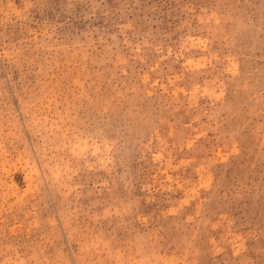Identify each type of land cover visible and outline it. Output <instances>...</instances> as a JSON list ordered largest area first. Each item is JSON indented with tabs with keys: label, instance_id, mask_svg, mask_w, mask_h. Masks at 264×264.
<instances>
[{
	"label": "rangeland",
	"instance_id": "374dc122",
	"mask_svg": "<svg viewBox=\"0 0 264 264\" xmlns=\"http://www.w3.org/2000/svg\"><path fill=\"white\" fill-rule=\"evenodd\" d=\"M0 264H264V0H0Z\"/></svg>",
	"mask_w": 264,
	"mask_h": 264
}]
</instances>
